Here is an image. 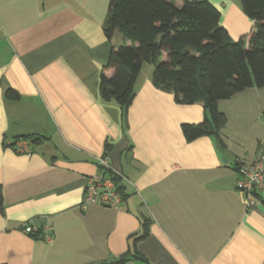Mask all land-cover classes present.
Instances as JSON below:
<instances>
[{"label": "crops", "instance_id": "obj_1", "mask_svg": "<svg viewBox=\"0 0 264 264\" xmlns=\"http://www.w3.org/2000/svg\"><path fill=\"white\" fill-rule=\"evenodd\" d=\"M109 1L0 0V264L116 259L132 250L143 217L148 235L135 247L148 264H263L264 189L250 204L238 168L264 149V86L220 100L218 135L188 141L182 124L208 111L155 86L146 62L123 115L99 94L112 47L132 45L117 29L107 37ZM209 1L232 40L250 34L240 0ZM25 135L39 138L31 154L10 146ZM104 157L122 178V201L82 205Z\"/></svg>", "mask_w": 264, "mask_h": 264}, {"label": "trees", "instance_id": "obj_2", "mask_svg": "<svg viewBox=\"0 0 264 264\" xmlns=\"http://www.w3.org/2000/svg\"><path fill=\"white\" fill-rule=\"evenodd\" d=\"M244 13L255 22L247 37L231 39L221 25V12L209 0H110L105 32L110 39L117 29L132 45L113 46L100 73L99 94L103 102L115 103L123 115L135 97V83L144 63L154 66L152 80L158 88L172 92L182 104L203 102L208 117L200 123H184L188 141L218 135L226 116L218 102L252 86H264V0H240ZM112 70L108 76L106 71ZM8 97L17 98L13 89ZM23 136L35 143L39 138ZM21 138H18L19 140ZM15 141L10 144L14 147ZM106 144V151L109 150ZM101 170L102 167H101ZM117 185L122 197V178L110 168L103 170ZM4 206L0 186V212ZM150 220L142 218L141 233L132 250L116 259L92 264H124L132 258H146L136 242L148 235ZM40 232H35L37 236ZM264 264V262H263Z\"/></svg>", "mask_w": 264, "mask_h": 264}, {"label": "built area", "instance_id": "obj_3", "mask_svg": "<svg viewBox=\"0 0 264 264\" xmlns=\"http://www.w3.org/2000/svg\"><path fill=\"white\" fill-rule=\"evenodd\" d=\"M14 149L18 153L31 154V143L27 139H19L15 141ZM100 171L88 179L85 188V194L82 205L100 204L108 207H116L122 201V194L118 190L116 182L103 171L110 168L107 157L99 159ZM101 167L103 170H101ZM241 174L240 187L243 193L248 194V202L253 203L254 194L264 189V149L255 160L250 164H241L238 168ZM36 227L26 225L24 231L26 233H34Z\"/></svg>", "mask_w": 264, "mask_h": 264}, {"label": "water", "instance_id": "obj_4", "mask_svg": "<svg viewBox=\"0 0 264 264\" xmlns=\"http://www.w3.org/2000/svg\"><path fill=\"white\" fill-rule=\"evenodd\" d=\"M217 145H218V142H217ZM118 187H121V184H119Z\"/></svg>", "mask_w": 264, "mask_h": 264}, {"label": "rangeland", "instance_id": "obj_5", "mask_svg": "<svg viewBox=\"0 0 264 264\" xmlns=\"http://www.w3.org/2000/svg\"><path fill=\"white\" fill-rule=\"evenodd\" d=\"M234 41H238V40L236 39V40H234ZM139 264H141V263H139Z\"/></svg>", "mask_w": 264, "mask_h": 264}]
</instances>
